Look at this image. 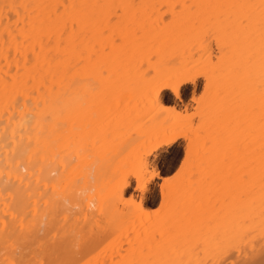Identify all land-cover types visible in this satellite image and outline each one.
Returning <instances> with one entry per match:
<instances>
[{"label":"bare ground","instance_id":"1","mask_svg":"<svg viewBox=\"0 0 264 264\" xmlns=\"http://www.w3.org/2000/svg\"><path fill=\"white\" fill-rule=\"evenodd\" d=\"M210 39L214 61L211 50L201 59ZM202 70L245 91L244 172L230 211L233 232L220 241L226 262L264 264V0H0V264H56L61 255L57 264H69L73 242L93 231L87 237L96 244L83 248L86 237L79 251L78 243L84 259L70 264H185L193 257L199 239L178 234L191 230L186 213L152 223L139 220L142 197L136 209L119 207L124 163L133 160L137 187L146 190L148 157L160 142L153 149L113 145L114 155L94 163L87 120L89 99L124 96L123 89L109 93L117 72L132 71L139 84L127 97L140 99L142 90L162 109L164 90L179 98ZM162 228L175 233L163 236Z\"/></svg>","mask_w":264,"mask_h":264},{"label":"rangeland","instance_id":"2","mask_svg":"<svg viewBox=\"0 0 264 264\" xmlns=\"http://www.w3.org/2000/svg\"><path fill=\"white\" fill-rule=\"evenodd\" d=\"M163 10L164 8L160 9V11ZM198 17L202 16L198 15ZM205 23L207 22L203 24ZM211 40L208 51L203 53L201 59L205 58L204 56L211 50V60H215L217 45L214 40ZM199 68L201 67L196 70H200ZM131 72L126 71L122 76L119 72L116 73L113 79L114 88L109 93L116 92L117 89L118 93L122 89L125 92L124 96L120 95V99L116 102L115 99L108 101L105 99L100 103L89 99L88 105L91 110L87 120L90 124L87 149L91 154L88 152V161L95 163V160L99 159L104 163L106 156L114 155L113 145H119L124 150L144 149V147L153 149L154 145L160 142V146L152 150L148 157L149 166L145 181L148 180L149 183L146 190L141 191L137 187L133 160L124 163L121 177L127 184L119 207L122 208L124 205L136 209L142 197L144 214L137 211L141 215L139 220L141 222L149 220L152 223H160L168 218L175 221L176 213H186L183 223L186 224L189 218L193 219L191 230L178 229V234L184 242L189 240L187 238L199 240L198 244H195L196 254L193 257H191L192 254L184 257L185 264H227L226 253L220 241H224V237L227 236L226 230L229 229L227 234L233 232L234 226L231 225H234L235 219L231 220L230 211L236 194L241 190L239 184L244 172L241 151L245 134V125L242 121L245 91L234 84L231 86L223 84V86L220 84L222 76L217 75L213 78L212 73L205 76L202 70V75L196 77L194 84L186 83L181 86L179 98H175L168 90H164L161 109L157 106L152 107L151 99H147L141 89L140 99L130 94L127 97V91L129 93L139 87ZM97 82L94 81L93 84L96 85ZM89 92L91 93L92 90L90 89ZM124 112L126 115L124 118H117ZM168 133L180 134H176L178 138L175 142L164 144V137ZM125 139L128 141L124 142ZM121 141L125 145H122ZM74 158H77V155ZM91 162L88 167L94 168ZM153 168L156 174L152 173ZM234 209L238 211V207ZM88 233L84 239L88 235L92 236L90 235L92 233ZM174 233V231L167 233L164 228L160 230L163 236ZM82 239L78 242L79 245L82 242L80 248L78 243L73 242L71 245L75 255L71 252L68 256L66 255L67 258L74 260H70L71 263L82 261L84 257L82 258L78 252L86 251V249L90 251L91 247L88 244L92 245V242L96 244L92 238L87 237V246L83 247L86 241ZM76 248H79V251ZM94 248L97 249H94L95 251L92 249L91 253L98 251L100 245ZM208 248L211 250L207 252ZM58 253L60 255L61 252ZM62 257L61 255L60 258L57 257L59 259H56L60 261ZM110 258L113 263L114 257L111 255Z\"/></svg>","mask_w":264,"mask_h":264}]
</instances>
